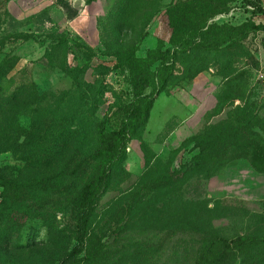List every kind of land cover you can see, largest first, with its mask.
Listing matches in <instances>:
<instances>
[{
	"label": "rangeland",
	"instance_id": "obj_1",
	"mask_svg": "<svg viewBox=\"0 0 264 264\" xmlns=\"http://www.w3.org/2000/svg\"><path fill=\"white\" fill-rule=\"evenodd\" d=\"M193 4L241 28L215 50H180L165 89L145 91L150 117L100 201L92 264H190L197 233L264 232V173L250 162L264 166V31L249 25L264 14L248 0H0V264H63L97 134L128 117L148 50L174 49L169 21ZM220 133L222 160L197 166L199 136ZM237 149L248 157L225 163Z\"/></svg>",
	"mask_w": 264,
	"mask_h": 264
},
{
	"label": "trees",
	"instance_id": "obj_2",
	"mask_svg": "<svg viewBox=\"0 0 264 264\" xmlns=\"http://www.w3.org/2000/svg\"><path fill=\"white\" fill-rule=\"evenodd\" d=\"M248 1L254 13L264 14V6L261 0ZM202 6H195L194 4L185 6L184 12L175 15L178 16L176 19H170L169 24L173 29L170 44L174 46V49L165 48L163 42L159 40L155 48L148 50L147 56L144 58L146 67L137 77L135 87L138 93L136 99L131 103L128 117L119 128L112 131H108L104 126L100 128L97 134L98 143L87 160L89 163L96 164L95 169L84 182L76 198L75 224L77 243L64 258L63 264L82 254H84V264L93 263L95 246L92 234L96 235V229L94 231L92 226L97 216L96 212L100 201L108 190L114 168L125 159L126 147L131 138L136 135L141 127L146 125L150 117L153 95L152 93H145V91L149 88L157 91L165 89L173 75V69L176 66L175 58L180 50L187 51L192 46H197V48L205 51L215 50L225 44L228 39H232L234 31L241 28L229 24H208L209 16H197L196 14L198 10L206 12ZM173 11L175 10L173 9ZM194 21H197V23H194ZM249 25L252 29L264 31V23L255 24L251 21ZM180 27L187 28V30L180 32L178 30ZM193 31L200 35V41H195ZM155 64H157L156 68L152 69ZM6 70V62H4L0 65V83L5 78ZM221 133L215 139L206 137V134L199 136L201 150L194 157V162L197 166L206 167L205 169H207L209 168V163L216 164L222 160V158L216 159L215 154L217 151L212 144L222 141ZM238 136L237 131H235V138ZM228 138L229 135L225 132V143ZM228 153L236 155L226 158ZM239 153L238 149L231 152L225 150V163L233 159L248 157L244 153ZM218 154H221V152H218ZM255 158L256 161L259 160L257 155H255ZM261 160L264 162V158ZM250 162L255 170L264 173V166H261V163L258 165L254 159H250ZM54 177L56 175L44 178L40 182L48 183ZM196 235H198L196 243L186 252V255L192 254L190 264H264V232H246L232 237L216 234L215 232H201ZM131 255V253H128V255L123 254L119 259L122 260L124 257L127 259ZM176 263V260L175 262L173 260L168 264ZM111 264L122 263L117 260ZM177 264H183L182 260Z\"/></svg>",
	"mask_w": 264,
	"mask_h": 264
},
{
	"label": "built area",
	"instance_id": "obj_3",
	"mask_svg": "<svg viewBox=\"0 0 264 264\" xmlns=\"http://www.w3.org/2000/svg\"><path fill=\"white\" fill-rule=\"evenodd\" d=\"M58 0H52V3H55V2H57Z\"/></svg>",
	"mask_w": 264,
	"mask_h": 264
},
{
	"label": "crops",
	"instance_id": "obj_4",
	"mask_svg": "<svg viewBox=\"0 0 264 264\" xmlns=\"http://www.w3.org/2000/svg\"><path fill=\"white\" fill-rule=\"evenodd\" d=\"M261 1H262L263 6H264V0H261Z\"/></svg>",
	"mask_w": 264,
	"mask_h": 264
}]
</instances>
